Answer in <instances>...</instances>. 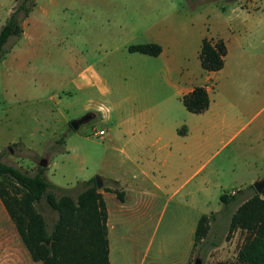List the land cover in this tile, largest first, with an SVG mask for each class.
Instances as JSON below:
<instances>
[{"label": "rangeland", "instance_id": "obj_1", "mask_svg": "<svg viewBox=\"0 0 264 264\" xmlns=\"http://www.w3.org/2000/svg\"><path fill=\"white\" fill-rule=\"evenodd\" d=\"M18 2L0 0V27ZM22 26L21 36L10 37L0 57V161L34 174L45 159V175L62 187L54 190L58 196L68 192L75 198L84 179L99 176L102 182L107 132L113 135L123 117L133 118L135 93L140 100L160 99L180 84L210 86L213 94L221 92L226 72L234 73L236 88L242 91L250 72L264 103V0H35ZM214 32L229 37L230 55L226 67L213 74L200 66L199 50L202 38ZM151 42L161 47L156 56L128 50L129 45ZM236 63L253 67L239 70ZM246 96L228 93L227 99L240 105ZM179 107L177 118L189 120V113ZM86 113L92 117L73 129L70 122ZM263 117L264 111L255 121ZM242 135L215 160L224 166L227 194L234 184L229 166L238 170L253 160L263 161L247 144L242 155L233 153ZM256 180L264 175L239 188L226 204L220 201L221 187L200 205L209 228L193 249L187 239L196 212L173 199L144 228L143 241L135 246L137 258L127 254L122 242L115 245L114 262L138 264L143 254V264H194L196 258L201 264L235 261L246 232L237 229L228 235L229 217L255 192L248 185ZM0 182L9 194L18 193L13 178L0 176ZM35 208L50 232L57 211L44 198ZM4 217L0 203V227L8 232Z\"/></svg>", "mask_w": 264, "mask_h": 264}, {"label": "crops", "instance_id": "obj_2", "mask_svg": "<svg viewBox=\"0 0 264 264\" xmlns=\"http://www.w3.org/2000/svg\"><path fill=\"white\" fill-rule=\"evenodd\" d=\"M216 37L224 40L227 53L223 67L210 71L213 74L226 67L230 55L229 37L216 32L208 36L213 39ZM233 66L241 70L244 66L253 67V64L236 63ZM224 76L221 92L211 94L210 86L202 85L207 90L209 106L201 113L189 112L181 101L182 96L194 86L173 84V92L160 99L140 100L135 93L131 103L135 112L133 118L123 117L115 126L113 135L107 132L106 144L103 146L106 151V157L102 160L104 173L102 186L98 191L107 212L110 264H127L114 262L113 254L117 243H126L127 254H135L137 258L139 252L135 246L138 245V240L142 243L144 228L152 222L153 215L163 211L173 199L196 212L195 216H191V236L187 239L188 245L193 249L194 231L202 215L200 205L207 204L208 198L217 195L221 187L224 192L228 189L221 177L224 166L215 160L242 133V137L232 148L233 153L242 155L247 144L246 147L257 158H263V161L257 163L253 160L238 170L229 166L234 183L230 188L241 190L239 188L264 175V117L255 121L264 111L263 91L252 84L250 72L249 84H244L242 91L236 88L237 77L233 72H226ZM224 92L227 95H235L237 92L247 96L244 103L239 105L238 102L227 99ZM179 103L189 113V120L177 118ZM109 129L112 130V127ZM260 141L263 144L259 145ZM116 190L123 193L122 200L117 197ZM3 211L10 231H4L0 227V264H41L40 261L32 260L4 207ZM145 256L142 255L138 264H143Z\"/></svg>", "mask_w": 264, "mask_h": 264}, {"label": "trees", "instance_id": "obj_3", "mask_svg": "<svg viewBox=\"0 0 264 264\" xmlns=\"http://www.w3.org/2000/svg\"><path fill=\"white\" fill-rule=\"evenodd\" d=\"M34 6L35 0H19L0 27V57L9 38L21 36L22 21ZM128 50L156 56L161 47L151 42L129 45ZM226 53L223 39L204 37L199 50L200 66L207 71H217L223 67ZM181 101L192 113H201L209 106V96L202 85L194 86ZM0 176L13 178L19 186L18 193L9 194L0 182V202L32 260L41 264H110L107 212L95 178L84 180L83 189L74 198L68 192L56 195L54 190L62 187L51 182L41 166L34 174H28L0 161ZM239 191L222 193L220 201L226 204L234 200ZM115 193L120 200L123 199L121 191ZM41 198L58 213L50 232L44 216L35 208ZM208 228L209 217L202 214L194 231V244L207 235ZM237 229L246 232L237 258L220 264H264V187L260 193L255 191L244 198L231 214L228 235Z\"/></svg>", "mask_w": 264, "mask_h": 264}, {"label": "water", "instance_id": "obj_4", "mask_svg": "<svg viewBox=\"0 0 264 264\" xmlns=\"http://www.w3.org/2000/svg\"><path fill=\"white\" fill-rule=\"evenodd\" d=\"M92 117L91 113H86L85 115H83L82 117L78 118V119H74L70 122V125L73 129H77L79 127V125L87 120H89ZM39 165L44 167L47 165V162L45 159H41L39 162ZM95 181H96V187L100 188L102 186V182L99 176L95 177ZM252 186L254 187L255 191L257 193H260L264 187V180H256L252 183ZM194 264H201V260L199 258H196L194 260Z\"/></svg>", "mask_w": 264, "mask_h": 264}, {"label": "built area", "instance_id": "obj_5", "mask_svg": "<svg viewBox=\"0 0 264 264\" xmlns=\"http://www.w3.org/2000/svg\"><path fill=\"white\" fill-rule=\"evenodd\" d=\"M98 134H99V135H102V134H103V131H102V130H99V131H98Z\"/></svg>", "mask_w": 264, "mask_h": 264}]
</instances>
